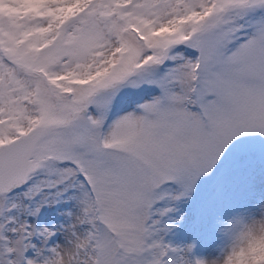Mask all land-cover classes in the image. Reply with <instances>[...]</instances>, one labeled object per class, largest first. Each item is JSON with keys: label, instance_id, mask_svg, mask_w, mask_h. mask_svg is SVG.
<instances>
[{"label": "snow or ice", "instance_id": "6c2138e0", "mask_svg": "<svg viewBox=\"0 0 264 264\" xmlns=\"http://www.w3.org/2000/svg\"><path fill=\"white\" fill-rule=\"evenodd\" d=\"M18 19L0 33V80L13 87L42 63L64 71L46 73L59 103L37 91L27 130L0 125L13 137L0 151V264H264V164L242 177L240 151L225 167L237 145L264 142V0H28ZM144 84L159 95L105 130L94 97ZM241 185L258 209L218 218V255L213 240L203 255L201 238L164 239L203 229ZM202 192L200 211L159 207ZM61 201L76 209L63 240L27 218Z\"/></svg>", "mask_w": 264, "mask_h": 264}, {"label": "rangeland", "instance_id": "374dc122", "mask_svg": "<svg viewBox=\"0 0 264 264\" xmlns=\"http://www.w3.org/2000/svg\"><path fill=\"white\" fill-rule=\"evenodd\" d=\"M172 2H175V0H172ZM27 3L28 0H0V33L7 35L10 32H14L19 24L25 23L24 20H19L18 18L21 16V9L27 8ZM9 18H11V22H9ZM180 51H182L185 56H188L192 50L181 48ZM169 66H172V62H169ZM41 68L43 71L30 72L28 75L24 76L21 81H17L13 87L8 86V81L0 80V111L4 113L3 117L0 118V125L5 128L23 125L24 129L27 130L30 126L28 118H35L39 115L38 108L40 104L39 99L35 95L37 91L40 94V99H51L54 103H59L55 101V93L49 83L47 74H61L64 68L61 65L52 66L48 63H42ZM152 78L157 77L153 76ZM72 84L76 85V82L72 81ZM84 90L85 89L77 85V92ZM156 95H159V89L154 85L144 84L137 88L125 86L114 98H111V93L98 94L94 97L93 103L96 105L97 111L101 115L106 116L104 127L105 130H107L108 125L113 120L125 113L136 111L138 104L150 100ZM109 100L111 101L110 109L108 108ZM93 114H96L94 109ZM62 118L70 119L66 113ZM56 131H61V129H56ZM51 138L50 136L49 139ZM12 139L13 137L0 139V148L8 144ZM240 151H244L247 154L243 162H237L242 177L253 171L258 175L261 165L264 164V159L261 158V153H264V142L251 141L237 145L236 148L233 149V152L229 154V159L226 161L225 167H227L228 163L233 158V154ZM38 158V156L33 157L34 160ZM170 204H174L178 210L176 213L170 214L171 216L187 215L192 211H200L204 204L203 192L192 201L174 202L166 200L162 202L159 207H166ZM6 205V201L0 200V209L5 208ZM244 207H248L252 215H254L258 209V205L248 204V201L243 195V187L241 185L239 189L231 190L222 203L209 209V218L203 229L178 226L166 233L164 239L177 245L184 243L190 236L201 238L203 243L200 246L199 252L203 255L209 254L206 251L207 244L209 240H213L215 244L211 251L213 254L218 255L227 244L226 239L217 234L218 218L228 215L235 209ZM70 211H76L74 202L61 201L59 204L53 203L42 207L38 215L27 218L34 225L39 224L59 230L58 234L61 240H63L66 233L62 231V227L72 223L73 220V217L68 215ZM19 212H24L26 218V208L18 209V214ZM161 220L162 222H166L168 217H162ZM109 223L113 222L109 221ZM118 227H121L122 232L124 231L122 226L118 225ZM120 238L127 240L131 239V236L122 235ZM57 242L59 243L60 241Z\"/></svg>", "mask_w": 264, "mask_h": 264}, {"label": "water", "instance_id": "95a60500", "mask_svg": "<svg viewBox=\"0 0 264 264\" xmlns=\"http://www.w3.org/2000/svg\"><path fill=\"white\" fill-rule=\"evenodd\" d=\"M6 145V144H5ZM5 145H3L1 148H0V151H2L3 150V147L5 146ZM34 157V156H33Z\"/></svg>", "mask_w": 264, "mask_h": 264}]
</instances>
